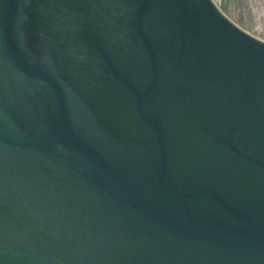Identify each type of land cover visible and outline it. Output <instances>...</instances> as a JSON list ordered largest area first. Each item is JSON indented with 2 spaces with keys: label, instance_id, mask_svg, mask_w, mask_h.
Segmentation results:
<instances>
[{
  "label": "water",
  "instance_id": "obj_1",
  "mask_svg": "<svg viewBox=\"0 0 264 264\" xmlns=\"http://www.w3.org/2000/svg\"><path fill=\"white\" fill-rule=\"evenodd\" d=\"M0 264H264V39L215 0H0Z\"/></svg>",
  "mask_w": 264,
  "mask_h": 264
},
{
  "label": "rangeland",
  "instance_id": "obj_2",
  "mask_svg": "<svg viewBox=\"0 0 264 264\" xmlns=\"http://www.w3.org/2000/svg\"><path fill=\"white\" fill-rule=\"evenodd\" d=\"M237 24L264 39V0H215Z\"/></svg>",
  "mask_w": 264,
  "mask_h": 264
}]
</instances>
